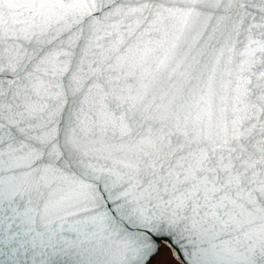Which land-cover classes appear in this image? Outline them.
<instances>
[{
  "label": "snow or ice",
  "instance_id": "obj_1",
  "mask_svg": "<svg viewBox=\"0 0 264 264\" xmlns=\"http://www.w3.org/2000/svg\"><path fill=\"white\" fill-rule=\"evenodd\" d=\"M0 264H264V0H0Z\"/></svg>",
  "mask_w": 264,
  "mask_h": 264
}]
</instances>
